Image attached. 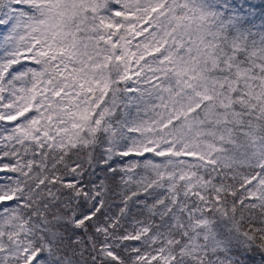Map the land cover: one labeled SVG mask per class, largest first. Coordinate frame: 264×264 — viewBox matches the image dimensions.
<instances>
[{
    "label": "snow or ice",
    "instance_id": "snow-or-ice-1",
    "mask_svg": "<svg viewBox=\"0 0 264 264\" xmlns=\"http://www.w3.org/2000/svg\"><path fill=\"white\" fill-rule=\"evenodd\" d=\"M0 264H264V0H0Z\"/></svg>",
    "mask_w": 264,
    "mask_h": 264
}]
</instances>
